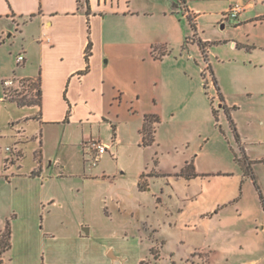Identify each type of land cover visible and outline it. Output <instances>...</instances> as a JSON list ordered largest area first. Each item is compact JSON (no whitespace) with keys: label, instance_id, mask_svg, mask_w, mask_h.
I'll return each mask as SVG.
<instances>
[{"label":"crops","instance_id":"obj_1","mask_svg":"<svg viewBox=\"0 0 264 264\" xmlns=\"http://www.w3.org/2000/svg\"><path fill=\"white\" fill-rule=\"evenodd\" d=\"M234 2L244 6L237 22L226 15ZM183 6L192 12L199 38L204 15L223 12V20L237 28L264 25V0H0V41L19 35V53L26 54L21 67L11 63L1 70L0 82L17 71L39 76L42 88L40 104H16L27 111L12 120L13 143L7 146L21 150L20 160L3 152L0 130V181L7 185L4 200L11 214L0 224L10 220L12 231V247L0 255V264H209L200 248L179 251L202 234L196 221L180 218L179 202L194 197L176 190V178L186 171L194 172L186 176L189 181L199 176L194 163L187 161L179 173L176 167L163 169L156 154L155 168L139 167L137 181L120 187L116 181L123 170L76 167V156L84 160L83 140L95 137L112 143L103 156L111 155L116 168L124 169L120 156L156 143L154 137L151 145L143 144L147 118L151 125L175 118V101L164 91L161 49L180 28L177 21L186 28L176 16ZM156 18L160 21L150 24ZM30 143H37L35 164L24 169ZM2 154L13 159L8 168ZM142 177L148 179L145 189ZM72 192L80 209L74 218L68 215ZM93 209L105 225L97 232Z\"/></svg>","mask_w":264,"mask_h":264},{"label":"rangeland","instance_id":"obj_2","mask_svg":"<svg viewBox=\"0 0 264 264\" xmlns=\"http://www.w3.org/2000/svg\"><path fill=\"white\" fill-rule=\"evenodd\" d=\"M176 16L186 28L183 30V24L177 21L180 28L176 27L171 34L167 48L161 49L165 52L164 91L175 101V118L152 125L155 144L144 147L139 154L135 151L120 156L124 169L116 168V159L111 155L103 156L99 165L110 174L124 171L117 176L116 186L120 187L137 181L139 167L155 168L156 154L163 169L176 167L179 173L187 161L193 162L199 176L189 181L186 176L194 172L186 171L184 177L176 178V190L179 196L194 197L179 202L180 218L189 223L196 221L202 234L181 245L180 254L186 255L196 247L202 249L209 264H264V208L253 181L255 177L264 195V25L237 28L223 20V12L204 15L201 17L204 34L199 38L194 35L188 17L181 12ZM159 21L156 18L150 24ZM21 44L19 35L15 38L5 35L0 41V73L11 63L16 67L23 65L17 62ZM14 73L18 72L9 76ZM2 95L0 82V100ZM26 111L16 104L0 102L4 153L11 154L5 147L13 143L12 120ZM35 147L37 143L25 147L24 169L35 164ZM8 158L1 156L6 168L13 164V159ZM76 159V167L81 168L85 161L77 156ZM75 169L71 167L68 171L74 173ZM52 172L56 176L57 168L53 167ZM66 182L77 187L74 181ZM141 183L145 187L149 184L144 177ZM6 186L0 181L2 220L11 215L4 200ZM55 187L62 186L56 183ZM76 195L68 193V200L71 199L68 215L73 218L80 211L79 204L72 201ZM203 215L207 217L206 223L200 219ZM90 217L95 232L105 228L97 210L93 209ZM124 219L127 221L128 217ZM5 233L6 224H0V236Z\"/></svg>","mask_w":264,"mask_h":264},{"label":"built area","instance_id":"obj_3","mask_svg":"<svg viewBox=\"0 0 264 264\" xmlns=\"http://www.w3.org/2000/svg\"><path fill=\"white\" fill-rule=\"evenodd\" d=\"M244 10V6L240 2H234L227 11V18L237 22L240 14ZM182 13L187 17H192V12L188 11L185 6L182 7ZM88 51L86 52V54ZM26 60V54L21 51L17 55L18 64H23ZM3 95L0 102L3 103H29L39 100L42 94L41 79L39 76H25L14 73L2 80ZM112 146V143H107L99 138L91 137L83 140L82 149L84 152V160L89 168L98 166L104 154H106ZM5 150L10 152L16 159L21 151L17 147L6 146ZM142 264H146L143 262Z\"/></svg>","mask_w":264,"mask_h":264},{"label":"trees","instance_id":"obj_4","mask_svg":"<svg viewBox=\"0 0 264 264\" xmlns=\"http://www.w3.org/2000/svg\"><path fill=\"white\" fill-rule=\"evenodd\" d=\"M87 2H89V0H86ZM189 20H190V23H191V26H192V29L194 31V35H197V26H196V23L194 21V19L192 17H188ZM190 37H188L187 40H189ZM91 49H92V43L90 42L88 44V48H87V57L89 58V54L91 53ZM41 99H42V94H41V97L39 100H36V101H33V102H29V103H19L18 105L20 106H24V105H29V106H32V105H38L41 103ZM151 121H152V118L151 117H148L147 118V123L146 125L144 126L143 128V144L144 145H151L154 141V133H153V126L151 125ZM234 130H235V133L237 135V138H240V135L239 133L237 132L235 126H234ZM22 157V152L20 151L18 153V156L16 158L19 159ZM189 165H193V162L189 163ZM194 175V174H193ZM196 175V174H195ZM191 176V175H189ZM253 181H254V184L259 192V195H260V199H261V202H262V205H263V208H264V195L263 193L261 192L258 184H257V181L255 180V177H253ZM140 187L142 189H145L146 187L144 186V184H142L140 182ZM12 231H11V222L10 220H7L6 222V233H5V236L1 237L0 236V255H2L5 251H8L11 247H12Z\"/></svg>","mask_w":264,"mask_h":264}]
</instances>
